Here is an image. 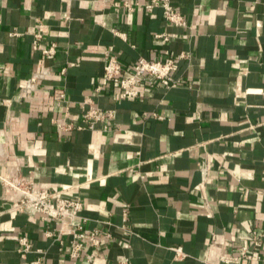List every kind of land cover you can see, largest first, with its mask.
<instances>
[{"label":"crops","instance_id":"crops-1","mask_svg":"<svg viewBox=\"0 0 264 264\" xmlns=\"http://www.w3.org/2000/svg\"><path fill=\"white\" fill-rule=\"evenodd\" d=\"M115 1L135 8L0 0V264H234L226 258L241 251L238 264H264V0H171L185 28L147 12L149 0ZM180 54L171 88L145 82L121 100L103 77L108 56L129 71ZM45 71L25 98L27 79ZM61 91L73 114L86 98L113 111L107 129L59 134ZM14 168L35 189L80 201L84 230L112 237L69 258L67 235L45 236L49 220L8 211L1 177ZM20 238L30 244L23 258Z\"/></svg>","mask_w":264,"mask_h":264},{"label":"built area","instance_id":"built-area-1","mask_svg":"<svg viewBox=\"0 0 264 264\" xmlns=\"http://www.w3.org/2000/svg\"><path fill=\"white\" fill-rule=\"evenodd\" d=\"M113 1L115 7H123L128 12H132L134 5L123 1ZM154 8L162 10L165 21L173 26L185 28L187 23L183 16L172 6L171 0H149L144 5L147 12H151ZM115 35L124 37L123 34L114 32ZM12 35H16L13 33ZM41 37L36 35L33 43V49H37L36 42ZM154 38L163 43H168L176 38L174 34H155ZM55 52V45L52 44L47 50L41 51L43 55H53ZM184 54H180L177 59H168L162 61H150L143 58L137 60L131 70H124L121 64L114 56H108L103 67V77L108 83L117 86L120 90L119 99H132L138 96L137 87L145 82L155 81L163 87H174L175 82L173 75L178 68V61L185 58ZM66 68L60 70V74L64 75ZM49 76V72H41L32 74L26 81L23 89L25 98H30L32 92L37 88L38 83ZM101 90L96 88V92ZM53 101L62 108L63 116L60 119H52L51 124L56 128L59 134L80 132L84 130L94 131L97 124L102 125V129H107L108 122L113 118V111H103L101 108L94 105L91 98H86L81 103V112L73 114L71 112L72 103L68 100L65 92L61 91L56 94ZM2 184L12 192V204L9 208L10 213L32 211L41 216V219L49 220L54 227L45 232L47 238L54 239L59 244H63L60 236L64 233L70 238V248L68 256L71 259H77L81 255L83 243L86 241L89 245L96 249H100L104 243V239H110L112 236L106 232L103 236L100 235L99 230H84L85 220L82 218L83 205L78 200H73L64 197L60 193H50L46 190L35 189L30 181L22 180L18 175V169L14 168L9 176L1 177ZM72 223L71 227H65V222ZM254 239L257 234L254 233ZM20 246L19 252L23 258L30 250L29 241L26 238L18 240ZM255 246H259V241L255 240ZM177 258L183 257L180 248L174 249ZM244 257V251L239 253V257ZM239 257L226 258L234 264H238ZM91 262V258L88 260ZM31 264H40L36 261Z\"/></svg>","mask_w":264,"mask_h":264}]
</instances>
